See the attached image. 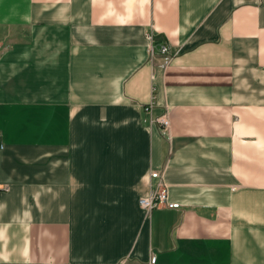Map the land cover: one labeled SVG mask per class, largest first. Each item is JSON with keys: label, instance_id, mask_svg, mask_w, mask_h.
Segmentation results:
<instances>
[{"label": "crops", "instance_id": "0c3cea01", "mask_svg": "<svg viewBox=\"0 0 264 264\" xmlns=\"http://www.w3.org/2000/svg\"><path fill=\"white\" fill-rule=\"evenodd\" d=\"M151 256L264 264V0H0V264Z\"/></svg>", "mask_w": 264, "mask_h": 264}, {"label": "built area", "instance_id": "2783aa9c", "mask_svg": "<svg viewBox=\"0 0 264 264\" xmlns=\"http://www.w3.org/2000/svg\"><path fill=\"white\" fill-rule=\"evenodd\" d=\"M160 54L162 55V59L164 63H167L170 55L168 53L167 45H161L158 49ZM153 102L150 101L143 106V111L146 114L145 117L142 118V121L148 125L156 124L160 127L162 133L165 135L168 134L169 129V120L165 113L154 114ZM150 178H154L155 184L151 187L150 193L146 196H141L138 199L139 205L146 211H150L155 207H168V208H177L179 207L178 202H173L168 199L167 188L165 184L161 180V174L158 170H152L149 173ZM120 264H130L127 262H120ZM148 264H155V257L151 256Z\"/></svg>", "mask_w": 264, "mask_h": 264}]
</instances>
